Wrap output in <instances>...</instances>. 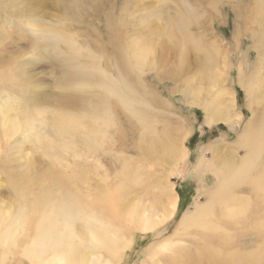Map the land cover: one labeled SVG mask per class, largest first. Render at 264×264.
Wrapping results in <instances>:
<instances>
[{
    "label": "rangeland",
    "instance_id": "obj_1",
    "mask_svg": "<svg viewBox=\"0 0 264 264\" xmlns=\"http://www.w3.org/2000/svg\"><path fill=\"white\" fill-rule=\"evenodd\" d=\"M261 1L0 0V109L33 119L40 131L45 122L39 121L59 113L88 118L102 91L95 86L97 79L85 73L99 67L119 83L120 93L140 115L145 112L149 124L144 128L142 118L113 99L112 121L93 124L105 135L92 133L103 138L102 145L98 139L86 145L76 136L45 147V142L34 144L22 128L0 146V210L25 216L44 194L58 199L64 185L52 176L63 173L83 196L108 186L123 216H129L126 206L145 217L167 216L144 234L131 224L134 240L120 264H212L202 249L215 240L203 228L188 234L180 220L206 202L201 187L214 182L211 172L196 176L200 160L215 164L218 156L236 162L245 151L240 138L248 124H264V12H255ZM223 90L239 120L233 126L223 120L208 126L204 113L211 116ZM90 118L95 120L93 112ZM162 130L180 135L179 141L185 137V153L174 166L164 151L146 155L147 146L158 147L153 137ZM125 161L138 169L139 184L124 179ZM243 186L245 192L238 194L246 195L251 214L261 194ZM168 189L176 198L166 197ZM263 200L259 207L264 209ZM237 226L241 231L236 235V228L228 230L233 238L229 249L246 256L259 242ZM166 240L172 249L161 248ZM2 264L31 263L13 248Z\"/></svg>",
    "mask_w": 264,
    "mask_h": 264
},
{
    "label": "bare ground",
    "instance_id": "obj_2",
    "mask_svg": "<svg viewBox=\"0 0 264 264\" xmlns=\"http://www.w3.org/2000/svg\"><path fill=\"white\" fill-rule=\"evenodd\" d=\"M258 11L264 12V1L256 3L255 12ZM260 71L258 75H262ZM85 75L94 76L98 81L95 84L96 88L102 91L90 106L92 110L88 111V118L84 117L86 115L83 113H59L49 121H44L45 119L39 121L40 125L45 122L44 130L40 131L41 129L34 128L33 119L22 120L4 107L0 109V146L22 128L27 135L32 136L34 144L45 142L43 144L45 147L56 144L58 139L68 137L72 139L76 136L81 137L86 145L96 144V139L98 144L101 142L102 145L103 138L101 141L97 134H93L95 138L92 137V133H101V129L95 128L93 124L99 120L101 124L112 121L113 112L110 108L113 99L124 106L133 117L142 118L144 128L149 126L148 119H143L145 112L140 115L134 104L126 101L127 98L120 93L117 81L105 76L99 67H95L92 72L86 71ZM249 79L255 82V77L250 76ZM220 85L221 83H218V88ZM223 91L224 97L220 95L218 105L210 112L211 116L208 118L209 114L204 113L208 126L216 120H223L229 126H233L239 120V117H233L235 114L233 106H229L228 100L225 99L226 92ZM191 104L196 105L195 101ZM146 105L148 106L147 102ZM92 112L95 120L90 118ZM263 126L262 121L253 126L248 124L247 130L240 138L241 147L245 151L236 162L220 159L217 156L215 164L201 159L197 165L196 176L211 172L214 182L209 188L202 185L206 202L198 204L192 212L184 213L180 224L188 234L189 229L203 228L209 233L210 240L211 238L215 240V243L211 240L202 249L206 259L212 264H264V209L259 207L264 197ZM101 134L105 136L104 133ZM153 138L154 144L158 147L152 149V145L147 146L146 155L152 153L154 156L156 150L164 151L163 157H169L172 166L184 155L185 137L179 141L180 135L176 137L175 134L172 137L169 131L162 130L159 136ZM52 171L49 172L51 176ZM52 177L56 184L64 185V190L58 199H53L49 193L44 194L35 200L30 207V214L25 216L22 211L12 216L13 211L0 210V264L13 248L22 251L31 264H120L134 240L132 229L130 230L133 227L131 224H136L134 230L139 229L144 234L163 224L167 217H164L163 213H154L145 217L143 213L133 209V206H126V210L130 209L129 216H123L122 204L118 205L120 202L108 186L101 193L83 196L63 173H58V176L54 174ZM123 177L129 182L132 181V184L140 183L138 169L127 161L123 164ZM78 179L83 181L81 174H78ZM101 180L106 184V177L102 176ZM243 185L249 186L252 193L261 194L257 204L253 205L255 208L251 214H247L250 206L246 195L238 194L239 190L241 193L245 192L242 188L247 187ZM171 194L176 198V195L168 189L166 197L169 200L172 199ZM175 206V203L172 204L171 209L174 210ZM238 224L247 228V237L259 242L257 248L248 252L246 256L238 250L229 249L233 238L228 230L236 228L235 235L238 234L241 231ZM162 247L172 249L173 245L166 240L162 243ZM159 250L156 249L152 254Z\"/></svg>",
    "mask_w": 264,
    "mask_h": 264
},
{
    "label": "trees",
    "instance_id": "obj_3",
    "mask_svg": "<svg viewBox=\"0 0 264 264\" xmlns=\"http://www.w3.org/2000/svg\"><path fill=\"white\" fill-rule=\"evenodd\" d=\"M240 91H238V93H239Z\"/></svg>",
    "mask_w": 264,
    "mask_h": 264
}]
</instances>
